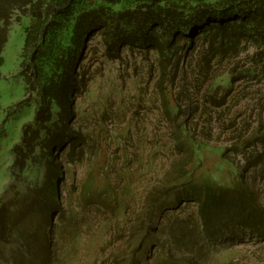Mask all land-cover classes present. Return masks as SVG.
Wrapping results in <instances>:
<instances>
[{
	"label": "rangeland",
	"instance_id": "374dc122",
	"mask_svg": "<svg viewBox=\"0 0 264 264\" xmlns=\"http://www.w3.org/2000/svg\"><path fill=\"white\" fill-rule=\"evenodd\" d=\"M28 23V16L12 22L2 49L0 203L18 190L10 152L34 113L32 104H21L19 55ZM254 50L212 65L214 82L220 75L232 83L227 92L209 88L193 53L181 65L188 79L180 87L161 78L153 52L125 47L108 59L94 37L72 123L81 141L55 153L59 207L36 209L26 223L37 231L23 250L27 263L33 256L41 264H264V70L247 58ZM181 170L182 191L175 183ZM206 180L241 191L230 196L237 199L229 215H214L208 225L196 201ZM167 191L166 209L154 213L151 226L149 208L157 201L146 199ZM195 191L200 195L189 196ZM18 245L11 240L0 250V264H13ZM47 250L52 260H45Z\"/></svg>",
	"mask_w": 264,
	"mask_h": 264
},
{
	"label": "trees",
	"instance_id": "16d2710c",
	"mask_svg": "<svg viewBox=\"0 0 264 264\" xmlns=\"http://www.w3.org/2000/svg\"><path fill=\"white\" fill-rule=\"evenodd\" d=\"M22 16H28L29 23L19 55L24 84L21 104H32L34 113L32 120L22 125L20 140L10 152L9 175L14 179L17 174L18 190L0 203V250L11 240L19 241L18 249L13 248L17 254L13 264H28L23 250L37 231H28L26 223L33 221L38 209L47 214L59 207L56 181L60 162L56 165L55 153L69 141L73 146L81 141L72 123L76 98L87 87L82 62L94 37H99L108 59L119 58L125 47L153 52L161 78L180 87L187 86L188 79L186 72L180 71L181 65L192 53L194 67L210 82L209 88L214 85L230 91L228 76L218 75L219 81L214 82L211 68L236 56L234 60H238L242 49L255 48L247 58L264 70V0H0V66L9 27ZM197 40L201 47H196ZM250 67L247 65L243 74H249ZM182 172L175 183L183 179ZM178 184L176 188L183 189L184 183ZM237 185L206 180L200 187L204 189L202 199L196 201L206 225L214 215H229L237 199L230 196L241 194ZM168 194L146 199L157 201L149 208V225L156 222V211L166 209ZM188 194L193 197L200 192ZM49 259L47 250L45 260ZM32 260L41 264L33 256Z\"/></svg>",
	"mask_w": 264,
	"mask_h": 264
}]
</instances>
